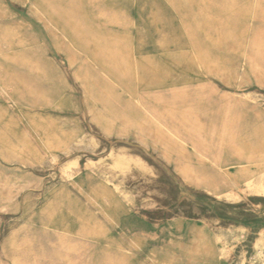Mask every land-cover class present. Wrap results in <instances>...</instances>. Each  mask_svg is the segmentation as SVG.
Masks as SVG:
<instances>
[{
  "label": "rangeland",
  "instance_id": "1",
  "mask_svg": "<svg viewBox=\"0 0 264 264\" xmlns=\"http://www.w3.org/2000/svg\"><path fill=\"white\" fill-rule=\"evenodd\" d=\"M263 32L264 0H0V264H263Z\"/></svg>",
  "mask_w": 264,
  "mask_h": 264
},
{
  "label": "bare ground",
  "instance_id": "2",
  "mask_svg": "<svg viewBox=\"0 0 264 264\" xmlns=\"http://www.w3.org/2000/svg\"><path fill=\"white\" fill-rule=\"evenodd\" d=\"M113 21V20H112ZM263 29V28H262ZM261 31V30H260ZM257 32V31H256ZM260 33V32H259ZM262 33V32H261ZM264 33V32H263ZM261 35V34H260ZM262 36V35H261ZM253 37V36H252ZM259 37V36H258ZM263 37V36H262ZM262 39V38H261ZM264 40V39H263ZM252 45V44H251ZM254 46V45H253ZM258 46H259V43H258ZM257 46V47H258ZM261 46V45H260ZM264 46V45H263ZM252 48V47H251ZM261 48V47H260ZM255 51V50H254ZM262 52V51H261ZM256 55V54H255ZM259 56V55H258ZM263 57V56H262ZM249 58V57H248ZM251 62V61H250ZM157 118V117H156ZM159 119V118H158ZM162 122V121H161ZM161 122H158V123H161ZM157 125V124H156ZM164 125V124H163ZM171 133V132H170ZM174 134V133H173ZM79 147V146H78ZM204 181V180H203ZM4 186V185H3ZM69 198V197H68ZM54 206H59V207H66L68 210V213L74 217H77V218H81V219H86V217H84L83 215H76V212L75 210L71 207V203H65L63 202V200H61V198L57 199L56 202L53 204ZM47 217V215H46ZM48 218V217H47ZM52 231V230H51ZM53 232V231H52ZM32 234V233H31ZM57 236V235H56ZM58 239V238H57ZM24 240V239H23ZM30 243V242H29ZM23 244V243H22ZM51 244V243H50ZM24 245V244H23ZM69 245V244H68ZM71 249V248H69ZM68 250V249H67ZM23 251V250H22ZM29 251V250H28ZM69 251V250H68ZM73 251V250H72ZM77 252V251H76ZM59 256V255H58ZM61 256V255H60ZM59 256V257H60ZM62 257V256H61ZM24 261V260H23ZM33 261V260H32ZM36 261V260H35ZM34 262V261H33ZM75 262V261H74ZM262 263L264 264V261H262Z\"/></svg>",
  "mask_w": 264,
  "mask_h": 264
}]
</instances>
